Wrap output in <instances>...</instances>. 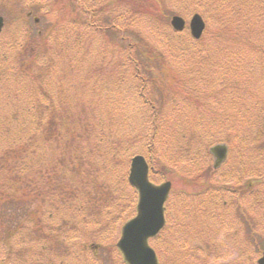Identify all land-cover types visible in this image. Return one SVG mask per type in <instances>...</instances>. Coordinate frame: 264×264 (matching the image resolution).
Here are the masks:
<instances>
[{
  "label": "trees",
  "instance_id": "16d2710c",
  "mask_svg": "<svg viewBox=\"0 0 264 264\" xmlns=\"http://www.w3.org/2000/svg\"><path fill=\"white\" fill-rule=\"evenodd\" d=\"M22 1L24 0H0V7L6 9L0 8V12L3 11L2 15L5 16L12 13L24 15L25 23L32 16L37 17V22L32 20L36 28L53 11L56 3V9L63 11V15L72 8L74 15L65 20L69 21L67 26L58 28L60 24L51 25L46 32L41 31L36 35L25 50V58L17 63L11 61L12 65H19H15V69L12 67L7 70L3 63L0 64V80L5 77H14L18 82L20 78L27 79V87L17 84L16 88L18 95L25 96L22 100L0 104V205H3L7 224L0 229V262L10 264L13 259L16 260L15 257L11 259V255L18 252L25 254L27 259L34 258L38 253L33 244L38 241L57 239L71 244L73 241L70 238L74 239L77 234L83 239L87 229L82 224L78 225L83 220L86 226L95 221L93 226H97L96 228L108 227L111 222L103 216L109 218L110 212L100 214L103 209H98L100 205L106 204L108 193L98 191L99 181L102 184H105L102 178L111 181L110 176L114 173H107L105 166L111 161L116 164L121 151L128 152L127 156L132 158L135 152L131 147L135 142L142 143L149 150L146 157L152 169L150 177L158 175L164 181L175 179L172 181L174 187L179 188V198H184L182 194L191 196L186 191L184 181L188 186L193 184L196 188L202 186L198 182L202 174L209 181H216L211 178L215 171L207 170L210 166L207 168L206 159L210 156V153L207 154L208 150L217 140L228 144V136L232 135L233 142L240 141L241 146L253 154L257 147L254 144L264 142V82L256 87L257 90L262 89L259 93L261 95L244 88V85L228 84L227 80L220 82L219 87L215 84L218 80L217 71L228 72L231 69L235 72L231 76L237 78L240 74V82L244 83L245 79L250 78L247 72L264 69V43L258 44L252 38V33L258 31L260 22L259 33L264 36V0H177L193 4L194 6L189 5L192 7L188 14L198 13L205 20L206 30L198 41L193 40L188 32L177 33L170 28L168 18L181 9L180 5H187H173L175 0H165L164 4H159L158 0H46V3L45 0H33L32 5H27L26 12L23 11ZM226 14L229 15L228 19ZM215 23L219 31L214 36H209L213 41L211 49L214 51H198L206 39L207 29L210 25L214 27ZM158 26L167 31V35L162 34L163 47L169 52L156 50L143 36L147 34L157 38L155 31ZM249 26L251 30L248 32ZM71 29L77 32L75 42L72 37L70 39ZM28 32L29 29L26 28L25 33ZM113 32L116 36L111 41L107 34H114ZM175 37L182 38V42ZM49 41L57 44L60 50H53ZM182 43L186 45L184 49L179 48ZM108 44L117 46V59L110 58L112 55L107 59L108 53L105 50H95L93 55L89 52L92 45L93 48H98L108 47ZM168 45L177 50L170 51ZM245 47L256 56L251 63H247L240 52ZM74 49L86 50L83 56L89 62L88 74L84 78L87 86L89 83L90 90L87 89V94L81 98L75 97L76 82L68 84L62 76L58 77L59 83L50 78L55 64L52 56L60 57L68 51L72 60H75ZM72 50L74 55L71 54ZM178 50H191V53L183 60L181 69L176 70L172 67L174 55L171 52ZM77 54V60H82L80 51ZM72 60L67 59L68 70L74 72L75 69L77 73H82V69L79 71ZM127 89H134L139 99L137 101L150 112L139 122L135 121V113L131 110L133 107L126 105L129 98L120 99V95ZM155 90L160 91L161 95H156ZM234 93L236 94L233 95ZM112 95H116L118 99H109ZM244 96H250V99ZM165 98L169 100L164 101ZM170 103L172 115L165 116L163 109L166 105H162ZM213 125L230 132L226 131L221 136L223 138L214 139V132L209 133ZM121 129L126 136L117 135ZM159 146H173L177 153L183 152L185 156L189 153L188 157L194 159L191 170L199 164L206 169L197 172L196 176H192L188 168L184 173L165 171L163 161L155 158L156 148ZM11 162L15 167L13 177L8 176V168H5ZM88 168L92 172L88 173L87 182H80L75 188L70 187L71 182L67 177L57 176L72 175L73 172L81 176V172ZM30 171L34 172L32 178L25 175ZM246 172L241 177H245ZM262 174L249 175V187L246 190L239 189L240 195L246 193L248 197L252 196L255 206L264 205L260 193L255 191L257 183L264 180L261 178ZM62 177L68 181V190H63L65 180ZM233 177L237 176H230ZM220 180L227 178L223 176ZM182 182L184 187H180ZM236 182L241 184V178H236ZM203 187L204 190L200 189L198 192H208L211 189L205 184ZM181 188L185 190L182 191ZM130 191L136 196L134 189L130 188ZM80 193H84V196L79 195ZM213 196L205 198L209 199L211 210L200 205L196 207L201 215L206 212L210 214V220L214 216V207H211L215 205ZM100 198L103 200L98 201ZM37 200L38 206L35 204ZM23 204V209H28L27 217L11 219L9 213H17L16 209L20 210L19 207ZM31 204H35L32 211L29 210ZM117 204L121 205L122 201L119 200ZM37 209L40 212L43 210L41 215L49 213L52 218L49 221L54 220L55 223H47L42 216L35 218ZM249 210L253 211V208L250 207ZM263 217L264 213L262 219ZM26 218L34 225L27 232L24 225ZM243 218L248 227L254 224L249 212ZM248 233V244L257 253H262L264 248L259 245L261 241L257 242L253 238L255 230L251 227ZM28 246L29 249L26 248ZM39 250L44 252L43 247ZM58 251H61L60 248ZM58 251L56 250L57 255ZM71 253L74 254V251ZM92 255V258L97 257L95 253ZM119 264H124L121 257Z\"/></svg>",
  "mask_w": 264,
  "mask_h": 264
},
{
  "label": "rangeland",
  "instance_id": "374dc122",
  "mask_svg": "<svg viewBox=\"0 0 264 264\" xmlns=\"http://www.w3.org/2000/svg\"><path fill=\"white\" fill-rule=\"evenodd\" d=\"M161 2L164 4L165 0L163 1L158 0L159 4H161ZM22 3H23L22 6L24 7L23 11L26 12V10L28 9L27 5H32L34 2L33 0H24L22 1ZM175 4H187V5H180L181 9H178L179 11L172 14L171 17L173 15L182 16L185 18V20L188 23L191 15L193 14V13L188 14V12L191 11L190 7L194 5L191 3L179 2L177 0L174 1L173 5ZM195 5L200 6L198 4ZM0 8L2 10H6L5 8L2 7ZM56 8H57V3L55 4L53 11L49 15H47L40 22V24H38V28H36L32 24V20L37 19V17L32 16L31 19L27 20V22L25 23L23 20L24 15L17 16L14 13H12L10 16H5L2 15L3 11L0 12V16L4 19V28L0 34V64L3 63L4 68H8L7 70H10V68L12 67L15 69L14 67L15 65L16 67H18L19 66L18 64L12 65L11 61L17 63L18 61H21L23 57L25 58V50L30 44H32L34 37L36 35H39L41 31L46 32L48 26L57 25V24H60L58 28L67 26L66 23H69V21L66 22L65 20L71 18L70 17L71 15H74L72 11L74 8L70 9L64 15H63L64 13L63 11L58 10ZM220 13H222V11ZM170 18L168 19L170 20ZM226 18L227 19L229 18L228 14H226ZM164 19L166 18L164 17ZM260 27H261V22L258 25L257 28L258 31L252 33V38L258 44H263L264 36L263 34L259 33ZM26 28L29 29L28 33H25ZM68 28L69 26L67 27V29ZM249 29L250 26L247 28L248 32ZM218 31L219 28L216 23L214 27L210 25V27L207 29V32L205 34L206 39L203 41L202 45L199 46L200 48L198 51H202V50H207V52L214 51L211 49L212 48L211 46L213 45V41L210 39L211 37L209 36L211 35L214 36L215 33ZM155 32H157V38H155V36L154 38H152L147 34H144L143 36L147 41H149L155 46L154 48L156 50L169 52L167 48L166 50L163 47L164 36L162 34L167 35V31L164 30L162 26H158ZM70 33H71L70 39L72 37L73 41L75 42L77 37L76 30L71 29ZM107 35L109 40L111 38V41H113L116 36L115 33L110 35L107 34ZM248 36L249 34L247 35V37ZM175 39L176 40L179 39L178 41L182 42V38L180 39V37L179 38L175 37ZM179 44L180 43H177V45ZM204 44L205 47L203 48ZM49 45L53 50H60V47L57 46V44L52 43L51 41H49ZM108 45H109L108 47L101 46L98 48H93L92 45V49L89 52H91L93 55L95 50H102L103 52L105 50V52L108 53L107 59L109 58V55H112V57L110 58L114 57L115 59H117L119 55L117 46L112 44H108ZM185 46L186 45L182 43V46H179V48L181 47L180 49H184ZM168 48H170V51L177 50L176 48L172 47V45H168ZM235 50L238 49L235 48ZM78 51H80V54L82 55V60H77ZM85 51L86 50H75L76 52V55L74 57L75 60H72L68 51L62 53L60 57L55 55L54 57L52 56L53 62H55V64L51 69V76H50L51 80L58 82L59 81L58 77L62 76L65 79L64 82L68 81V84L76 82L74 84L75 87L77 86L76 87L77 94L75 96L76 98H81L85 96L87 94V89L90 90V88H88L89 83L87 86L86 85L87 80L84 78L88 74L87 68H89L88 59L87 58L84 59L83 56ZM190 51L191 50H182V51L178 50V52H171L174 55L173 58L174 64H172V67H174L176 70L181 69L183 60H185V58L191 53ZM75 52L72 50L71 54L74 55ZM240 52L243 53L242 57L245 58V61L247 59L246 61L247 63H251L252 59L256 58L255 54L252 55L251 50L246 49V47L240 49ZM66 54H68V57ZM64 57H66L68 60L75 61L74 66L78 68L79 71L80 69H82V73L80 72L77 73L75 69L74 72H70L68 70V65H66L67 59H65ZM4 62H8V63H4ZM20 67L25 68L24 66H20ZM217 72L218 74L216 75V77L218 80H216L217 83H215L217 87H219L222 82L227 80L229 81L228 84L231 82L233 84L236 83L239 86L244 85V88L252 90L253 93L259 94L262 90V89L257 90L256 87L261 86L262 82H264V69L261 71L259 70L255 72L253 71V73L252 70L247 72L250 78L248 80L245 79L246 82L244 83L240 82L242 78L240 77L241 76L240 74L237 78H233V76H231L232 74H235V72H233L231 69L228 72H225L224 70H221V72L220 71ZM6 74H10V72H6ZM17 84H22L23 86L27 87V79L20 78V82H18L17 80L14 79V77L1 78L0 104L2 102L17 103L18 101L22 100L23 97H25V96L22 97L20 94L18 95V90L16 89L18 86ZM81 87L83 88L81 89ZM24 91L26 94V88L24 89ZM155 94L161 95V92L155 90ZM235 94L236 93H234L233 95ZM124 97L129 98L126 105L129 108L133 107L131 110L134 111L135 113L134 118L136 122L141 121L143 119V116L149 115L150 112H148L147 108L143 107L142 104H140V102L137 101L139 99L134 89L125 90L123 94L120 95V99ZM244 97L246 99H250V96L248 97L244 96ZM109 99L117 100L118 97L116 95H112V97L110 96ZM167 100H169V98H165L164 101ZM158 102H160V100H158ZM162 102L163 101H161V103ZM165 105L166 107L163 109L164 115L171 116L172 113L169 110L171 103L164 104L162 106ZM207 114L210 115L209 113ZM250 115L254 116L255 114H250ZM218 127L219 126L217 125L216 126L213 125V128L209 132L210 134L214 132L213 133L214 139H220V137L223 136L226 133V131L228 133L230 132L229 130H225L222 128L217 129ZM122 131L123 129H121L117 135L123 137L126 136L125 133ZM228 137H229L227 141L229 142L228 144L217 140L212 145V147H210L207 153V154L211 153L210 156H208V158L206 159V161H208L207 168L210 166L207 170L210 169V171L212 172L215 171L214 174L211 176V178H214L216 180L215 182L209 181V178H207L205 174H202V176H200L201 180H198L199 185L201 186L202 184L201 188H196L195 185L193 184H189L188 186L187 182L184 181L186 183L185 185L187 189L186 191L190 192L191 196H185L181 193L184 198H179V194H178L179 188L177 186L174 187L173 181L175 179L173 180L171 178L173 180V181L170 180L172 183V190L176 192L171 193L172 195L170 196V199L166 204V211H165V218L167 220L166 227L155 240H151L149 242L151 248L156 252L160 264H254V263L256 264L261 254L264 253V250L262 253H257V251L251 245L248 244V235H249L248 229L252 227L255 230V234H253L254 240L257 242L261 241L259 242V245L261 246V248H264V217L262 219V214L264 213L263 212L264 205L262 204L261 206H255L251 195L250 197H248L246 194L244 196L241 195L242 197H240V201H239V204L241 206L240 208H242L243 212L246 215L248 214V212H249V216L252 214V221L254 223L252 225H249L248 227L246 225L247 224L246 220L243 221L244 218L240 222L239 220H236L235 197L237 198L238 196L232 195L229 192V189L232 190L238 186L236 183V178L238 177L241 178L242 183L250 181V177L248 176L253 174L255 175L257 173L260 174L263 173L261 178H264V142L259 144H254L257 145V147L253 151L254 152L253 154L250 151H248L247 148L245 149L244 146H241L242 144H240V141L233 142L231 139V137H233L232 135H229ZM134 144L135 145L131 147V150L135 152V155H142L144 157H146L147 154L149 155V150H147L146 147H143L142 143L135 142ZM219 144H223L224 146H226V155L224 159L225 161L223 162V167L215 169L213 167L214 156L212 155L213 153L211 151ZM160 147L161 146L156 148L155 158L157 161L158 160L163 161L164 165L166 166L164 168L165 171L169 170L176 174L180 172L184 173V171H186L187 168L191 170L192 168L191 162H193L194 159L188 157L189 153L185 156L183 152L177 153V150L174 149L173 146L170 148L168 147L160 148ZM127 155L128 152L124 153L123 151H121L119 161L116 164L114 161H111L105 166L107 173H111V172L114 173L113 176H110L111 181L108 182L107 178H102V182L105 184H102L101 181H99L100 183L98 187H100V189H98V191L99 192L106 191L108 193V196H107L106 204L104 206L102 205L99 206L98 204L99 206L98 209H103L100 210L99 212L100 214H108L110 212L109 218H107V216L105 217V215L103 216L104 219L110 220L111 222L110 225L103 229L100 226L96 228L97 226L95 225L93 226L95 221L89 222L86 226V222L85 220H83L78 224V225L82 224L83 226L82 225L81 226L85 228V230L87 229L86 236H84L83 239L79 234H77L74 236L75 237L74 239L70 238L73 241L71 244L65 243V241L62 242L61 240H57V239L36 242L35 244H33V246H35V248L37 249L35 250L41 256V264H52L54 256L55 259L59 262V264H119L120 256L116 251L115 245L119 239L120 229L121 226L126 221H128L135 215V211H136L135 208L136 196L134 193L130 191V188L127 184V175H128L130 159H131ZM127 158L129 159L127 160ZM157 161L156 164H158ZM195 167L196 168H193L191 170V175L193 174L192 176H196L197 172L200 173L201 171L206 169L202 167L201 164ZM5 168H8V172H7L8 176L11 177L15 176V174L12 172L15 168L12 162L7 164ZM243 170L247 171L245 177H241V175L243 174ZM90 172H92V169L88 168V170H84L81 172V176L74 172L72 175L58 174L57 176L67 177L71 182L70 187L75 188V186L78 183L82 182L83 184H85L87 182L86 177H88V173ZM205 173L208 175V172L205 171ZM225 173L226 175H223ZM25 175H29L27 177L32 178L34 176V172L30 171ZM231 175H236L237 177H233L234 178L233 179L230 178ZM223 176H226L228 182H224L220 180V178ZM151 179L156 184H160L164 181L158 175L153 176ZM67 184L68 181L65 180V185L63 189L64 191L68 190L69 184L68 187ZM204 184L206 186H209V188L211 189L208 192H203V193L198 192L200 189L204 188L203 187ZM180 187H184L183 182L182 184H180ZM241 187L242 185L238 186L239 189ZM181 190L183 191L185 189L181 188ZM253 190L254 188L252 189V191ZM255 191H258L260 193V196L262 197V203H264V180L261 181L260 184L257 183ZM79 195L84 196V193H80ZM212 195H215V199H214L215 205L211 206L214 207L212 209L214 212V216L210 220V214L206 212L204 214L202 213L201 215L200 210H197L196 207L200 205L202 208L209 207V209L211 210L209 199H205V198L207 196L212 197ZM101 200H103V198H100L98 201ZM119 200L122 201L121 205L117 204ZM35 204L36 206H38L39 200H37ZM35 204L29 205L30 211L35 209ZM23 207L24 204L21 207H19L20 210L16 209L17 213L15 214L13 213V211L10 212L9 217H11V219H13L14 217H19L20 219L27 217L26 215L28 209L24 210ZM250 207L253 208V211L249 210ZM3 209H4L3 205H0V216L2 218V222L0 223V229L4 228L7 225L6 218L4 217L3 214L4 211ZM188 210L189 212H187ZM42 211L40 212V210L37 209V212L34 213L35 218H39V216H42V218L45 221H48L47 223L50 224L55 223L54 220L49 221L52 219L50 218L49 213H45L41 215L43 213ZM24 222H25L24 225L26 227V232L33 228L34 226L33 222L32 223L28 222V218H26ZM180 223L181 225L182 224L183 225L181 226ZM41 247L44 248L43 250L44 252H41L39 250ZM26 248L29 249V246ZM59 248L61 251H58ZM56 250L59 252V255L56 254ZM72 251H74V254L71 253ZM94 253L97 256L96 258H92L93 256L92 254ZM18 254L15 253L11 255V259L14 257L16 258V260L13 259L11 263L28 264V262H24L25 254H22L20 252H18ZM3 255L6 254L4 253ZM35 261H37L36 256H35Z\"/></svg>",
  "mask_w": 264,
  "mask_h": 264
},
{
  "label": "water",
  "instance_id": "95a60500",
  "mask_svg": "<svg viewBox=\"0 0 264 264\" xmlns=\"http://www.w3.org/2000/svg\"><path fill=\"white\" fill-rule=\"evenodd\" d=\"M170 24L177 32L185 28V20L180 16L172 17ZM3 25V18L0 17V33ZM189 29L194 39H200L205 29V23L200 15L192 16ZM214 153L221 161L225 150L217 147ZM148 174L149 167L144 157L134 156L130 163L128 183L138 192L136 216L122 226L120 239L116 244L126 264H158L156 254L148 242L164 227V204L169 197L171 183L155 185L149 181ZM257 263L264 264V254Z\"/></svg>",
  "mask_w": 264,
  "mask_h": 264
},
{
  "label": "flooded vegetation",
  "instance_id": "af4514ba",
  "mask_svg": "<svg viewBox=\"0 0 264 264\" xmlns=\"http://www.w3.org/2000/svg\"><path fill=\"white\" fill-rule=\"evenodd\" d=\"M242 187L244 188V190H246V188L249 187L248 182H244V183H242ZM233 192H235V193H239V189H235ZM223 204H224V203H223Z\"/></svg>",
  "mask_w": 264,
  "mask_h": 264
}]
</instances>
